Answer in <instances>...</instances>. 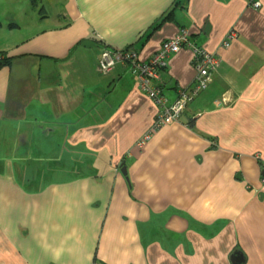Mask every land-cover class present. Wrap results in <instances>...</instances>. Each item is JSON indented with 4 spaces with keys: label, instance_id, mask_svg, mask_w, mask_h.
Listing matches in <instances>:
<instances>
[{
    "label": "crops",
    "instance_id": "1",
    "mask_svg": "<svg viewBox=\"0 0 264 264\" xmlns=\"http://www.w3.org/2000/svg\"><path fill=\"white\" fill-rule=\"evenodd\" d=\"M259 2L0 0V52L13 57L0 69V264H232L235 252L264 264ZM181 29L219 63L139 145L191 86L192 51L168 57L160 106L121 62L100 73L101 51L146 60Z\"/></svg>",
    "mask_w": 264,
    "mask_h": 264
},
{
    "label": "built area",
    "instance_id": "2",
    "mask_svg": "<svg viewBox=\"0 0 264 264\" xmlns=\"http://www.w3.org/2000/svg\"><path fill=\"white\" fill-rule=\"evenodd\" d=\"M249 6L259 8V0H248ZM236 36L234 30H229L221 42L222 47H228L232 39ZM182 48H189L192 51V59L196 74L192 85L181 90L177 98L171 105L165 107L160 115H157L139 145L147 139L151 133L161 128L163 125L177 121L179 115L183 112L202 91L210 84L212 71L218 65L219 60L216 55L207 52L194 45L188 38V31L181 29L179 33L168 38L160 44L159 48L146 60H140L131 48H126L119 52H112L103 49L98 61V71L107 74L117 62H121L128 70L136 75L137 85L140 91L150 97L156 105H163V97L160 91V71L166 67L167 58L170 54L178 52Z\"/></svg>",
    "mask_w": 264,
    "mask_h": 264
},
{
    "label": "trees",
    "instance_id": "3",
    "mask_svg": "<svg viewBox=\"0 0 264 264\" xmlns=\"http://www.w3.org/2000/svg\"><path fill=\"white\" fill-rule=\"evenodd\" d=\"M32 5L36 6L38 5L40 0H30ZM172 20V12L169 11L168 13H166L165 15H163L155 24L154 27L161 25L162 23L166 22V21H170ZM13 60V57L8 56L6 53L4 52H0V69L4 68V67H8L11 65Z\"/></svg>",
    "mask_w": 264,
    "mask_h": 264
},
{
    "label": "rangeland",
    "instance_id": "4",
    "mask_svg": "<svg viewBox=\"0 0 264 264\" xmlns=\"http://www.w3.org/2000/svg\"><path fill=\"white\" fill-rule=\"evenodd\" d=\"M48 3H49V4H48L49 6H53V4H52L50 1H49ZM223 101L225 102L226 100H223ZM67 165H68V167L71 166V165L69 166L68 163L64 162V165H63L64 168L60 170V172H59L58 175H57L58 177L56 176V177H57L56 179H63V178H66L67 176H70L69 174H70L71 172L68 171V167H67ZM61 175H62V176H61ZM48 176H49V175H47L46 177H48Z\"/></svg>",
    "mask_w": 264,
    "mask_h": 264
},
{
    "label": "water",
    "instance_id": "5",
    "mask_svg": "<svg viewBox=\"0 0 264 264\" xmlns=\"http://www.w3.org/2000/svg\"><path fill=\"white\" fill-rule=\"evenodd\" d=\"M121 172L126 175V169L124 166L121 167ZM240 252H235L232 256H231V261L232 264H241L242 263V258L240 257Z\"/></svg>",
    "mask_w": 264,
    "mask_h": 264
},
{
    "label": "bare ground",
    "instance_id": "6",
    "mask_svg": "<svg viewBox=\"0 0 264 264\" xmlns=\"http://www.w3.org/2000/svg\"><path fill=\"white\" fill-rule=\"evenodd\" d=\"M185 30H186V29H185ZM231 30H233V29H231ZM234 31H235V30H234ZM235 32H236V31H235ZM226 34H227V33H226ZM226 34H225V35H226ZM224 37H225V36H224ZM188 38H189V36H188ZM190 41H191V40H190ZM194 45H195V44H194ZM196 46H197V45H196ZM228 47H229V46H228ZM158 48H159V47H158ZM224 48H226V47H224ZM172 54H173V53H172ZM191 54H192V52H191ZM170 55H171V54H170ZM170 55H169V56H170ZM167 59H168V58H167ZM192 62H193V61H192ZM166 65H167V64H166ZM163 70H164V69H163ZM161 71H162V70H161ZM161 71H160V72H161ZM159 75H160V73H159ZM211 78H212V77H211ZM160 80H161V78H160ZM211 81H212V80H211ZM210 83H211V82H210ZM191 85H192V84H191ZM160 86H161V84H160ZM208 86H209V85H208ZM188 88H189V87H188ZM186 89H187V88H186ZM206 89H207V88H206ZM184 90H185V89H184ZM160 91H161V88H160ZM202 92H203V91H202ZM161 96H162V95H161ZM198 96H199V95H198ZM149 98H150V97H149ZM196 98H197V97H196ZM196 98H195V99H196ZM150 99H151V98H150ZM195 99H194V100H195ZM194 100H193V101H194ZM193 101H192V102H193ZM192 102H191V103H192ZM188 105H189V104H188ZM188 105H187V106H188ZM187 106H186V108H187ZM186 108H185V109H186ZM185 109L183 110V112L185 111ZM183 112H182V113H183ZM182 113H181V114H182ZM181 114H180V115H181ZM180 115H179V117H180ZM178 119H179V118H178ZM178 119H177V120H178Z\"/></svg>",
    "mask_w": 264,
    "mask_h": 264
}]
</instances>
